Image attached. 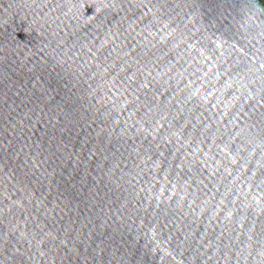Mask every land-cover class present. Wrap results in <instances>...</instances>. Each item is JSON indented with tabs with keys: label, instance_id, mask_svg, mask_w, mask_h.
<instances>
[{
	"label": "water",
	"instance_id": "water-1",
	"mask_svg": "<svg viewBox=\"0 0 264 264\" xmlns=\"http://www.w3.org/2000/svg\"><path fill=\"white\" fill-rule=\"evenodd\" d=\"M0 264H264L261 0H0Z\"/></svg>",
	"mask_w": 264,
	"mask_h": 264
},
{
	"label": "rangeland",
	"instance_id": "rangeland-1",
	"mask_svg": "<svg viewBox=\"0 0 264 264\" xmlns=\"http://www.w3.org/2000/svg\"><path fill=\"white\" fill-rule=\"evenodd\" d=\"M261 2L264 4V0H261Z\"/></svg>",
	"mask_w": 264,
	"mask_h": 264
}]
</instances>
